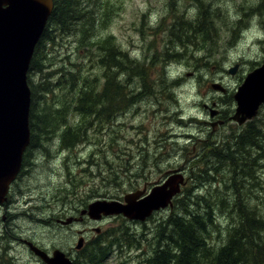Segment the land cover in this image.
I'll list each match as a JSON object with an SVG mask.
<instances>
[{"label":"rangeland","instance_id":"rangeland-1","mask_svg":"<svg viewBox=\"0 0 264 264\" xmlns=\"http://www.w3.org/2000/svg\"><path fill=\"white\" fill-rule=\"evenodd\" d=\"M202 1L211 5L212 9H220L212 30L213 36L206 43H203L201 39H195L194 44L187 46L170 43L169 30L171 23L177 22L180 15L196 18L198 8L192 1L89 0V5L81 6L82 10L78 13L81 20L74 22L71 35L60 38L59 48H62L60 51L62 56L69 55L66 61L68 68V61H70L73 64L72 70L77 72L79 79H84L90 89L100 90L106 84L108 75L111 78L115 76L113 70H116L117 78L125 82L124 70L109 68L105 65L107 64L105 60L109 58L107 48L112 46L140 63L143 69L152 75L154 87L160 79L178 80V84L174 85L176 88H173L172 84L169 85L171 97L163 94L162 88L156 87L154 90L159 91L157 93L159 99H144L131 108L125 107L121 100L117 115L108 122L109 124L107 122L105 124L102 119L100 120L103 123L98 121L91 124L94 116L83 120L75 110L70 112L68 126H82L85 134L84 141L75 146L74 151H64L59 136L63 128L59 125L56 130H53L52 135H48L49 141L41 143L43 147L34 148V152L31 151V161L34 158L43 159L38 160V163H35L36 166L29 167V170L26 162V171L12 192L15 197L22 199L20 205H17L18 201L14 203L15 209L27 214L26 219L29 224H21V227L14 224L7 227L5 220H1L0 217V230H2L0 235L9 236L12 240L14 235L21 234L41 249L47 246L52 247L57 241L54 242L51 236L52 227L55 228V225L49 227L46 222L51 220L53 212L60 214L74 210L79 213L80 209L86 208L88 203L98 199L123 201L129 193L144 190L147 192L148 189L151 191L160 179L166 177L168 170L182 171L186 167V184L182 189L185 195L191 193L194 196L203 195L209 198L210 194H214V183L202 178V172L196 173L195 176L193 170L195 163L202 161L203 152L209 150L204 146V142L212 144V140L206 134L213 131L212 127L203 124L206 120L211 121L209 111L204 108V105L212 107V103H217L222 117H225L224 113H227V119L234 114L236 108L234 94L238 87L250 72L264 64V7L260 10L257 4L259 0ZM153 16H155L154 20ZM84 25H86L85 28ZM176 27L180 28L179 24H176ZM107 41L110 42L109 45ZM174 47L175 50H173ZM172 51H179L178 59L170 58L169 54ZM55 55L56 53L52 51L49 63ZM235 66H238V70L232 75L229 71ZM51 70L48 68L46 72ZM130 71L133 72V68ZM167 72L172 77L163 75ZM65 75L68 76V74ZM29 78L34 84L51 83L46 80V73L32 74L29 71L28 80ZM215 82L226 89L225 94L211 88ZM65 94V91L60 90V97H64ZM77 97L78 93L73 94L74 102H79ZM49 104H51L50 101ZM253 121L260 123L264 132V107ZM245 126L240 127L233 122H228L225 126L218 128L214 136H211L222 139L238 135ZM229 139L225 138L224 141ZM256 142L259 141L256 140ZM262 142L264 144V140ZM250 150L251 148L248 149L249 153H251ZM257 150H253L252 158L258 159ZM198 155H200L199 158L193 163ZM239 163L241 161L235 165L232 164L237 169ZM259 165H262L260 170ZM214 167H219V174H223V180L227 185L226 191H228L224 203L211 201L213 209L219 207L213 213L214 216L219 217L221 222L225 221L221 217L225 215L226 219L229 217L227 210L235 206L238 197L243 204L244 198L251 202L249 197L252 195L256 198L257 206L264 216V158L257 161L254 166L255 179L243 177L239 168L236 170L237 173H234L235 170L231 171V166L228 168L219 163L214 164ZM233 177L237 179L236 184L245 185L241 194L234 188ZM5 209L3 205L0 206V216ZM190 211L195 214L199 212L193 207ZM64 214L60 216L57 214L56 218ZM167 215L166 211L164 216ZM158 217L163 218L161 215ZM100 222L75 223L73 231H86V229L91 231L93 228H100L103 236L97 235L94 243L89 247L98 243L104 247L113 241L121 245V249L111 247L109 256L102 264L145 263L151 251L149 240H141L136 235L137 240L140 241L138 248L122 246L125 240L123 235L129 229L130 222L122 216ZM231 223L233 220L229 219L228 226ZM87 225H90V228ZM147 225L150 229L154 227L151 221ZM225 228L226 226L222 227L223 234L212 233L209 242L216 247L222 246L228 237ZM146 231L148 229L144 230ZM87 236L95 237L96 234L91 232ZM154 236L157 240L163 239V237ZM97 239L101 242H97ZM75 243L78 245V240ZM4 248L5 246L1 245L0 252ZM20 248L28 254H24L27 257L33 256L26 246L20 244ZM18 253L20 254L19 249ZM1 258L4 259V257ZM83 259L84 257L80 256L78 263H81ZM27 264H32V261H27Z\"/></svg>","mask_w":264,"mask_h":264},{"label":"trees","instance_id":"trees-1","mask_svg":"<svg viewBox=\"0 0 264 264\" xmlns=\"http://www.w3.org/2000/svg\"><path fill=\"white\" fill-rule=\"evenodd\" d=\"M189 1L197 6V16L192 18L180 15L177 22L171 23L169 42L174 45L187 46L194 44L195 39H201L203 43L212 39V30L220 9H212L211 5L206 2L203 3L202 0ZM89 3V0L54 1L53 11L48 19L46 30L35 48L29 70L32 74L46 73V80L51 83L34 84L32 79L29 78L28 80L31 90V145L27 155L31 156V151L41 147L43 141H49L48 135H52L53 130H56L59 125L63 128L59 135L62 147L71 148L83 142L85 134L82 126H68V116L73 110L83 120L94 116L92 124L101 121L100 119L105 123L111 122L112 118L117 115L118 104L121 100L125 107L131 108L144 99H159L157 94L159 91L154 90L156 87L162 88L163 94H168V97H171L169 85L172 84V87L176 88L174 85L178 84V80L174 82L160 79L157 86L154 87L152 75L144 70L140 63L132 60L128 54L119 52L114 46L107 48L109 58L105 60L107 63L105 65L109 68L124 70L125 82L123 80L121 82V79L117 78L116 70H113L115 75L113 78L107 76L108 80L100 90L90 89L84 79H79L77 72L72 70L73 64L70 61H68V68L66 61L69 59V55H61L60 38L71 35L74 22L81 20L78 16L79 10H82L81 6L89 5ZM257 4L261 10L264 7V0L262 2L259 0ZM259 7L257 8L258 11ZM176 24H179L180 28H177ZM107 44L109 45L110 42L107 41ZM52 51L56 55L49 63ZM179 55V51H172L169 54L172 59H178ZM101 64L103 63L101 62ZM48 68L52 70L46 72ZM131 68H133V72L130 71ZM163 75L172 77L166 73ZM60 90L66 92L64 97L59 96ZM75 93H78L79 102L73 100ZM224 114L226 115L223 118L229 122L227 113ZM225 138L230 139L224 141ZM225 138H213L214 140L211 139L212 144L206 143L204 146L208 147V152L202 145L203 151L205 150L202 151L204 153L202 161L195 163L193 168L195 176L196 173L202 172V178L214 183V194H210L209 198L203 195L194 196L191 193L187 195L182 193L181 196H177L173 202V207L167 211L168 215L164 216L165 213L163 212L160 214L163 218L153 221L154 227L151 228L153 235L163 237V239L160 241V238L157 240L155 237V243L149 240L151 251L144 264H264V216L257 206L256 198L253 195L250 196L251 202L244 198L245 202L242 204L241 198L238 197L235 206L233 205L234 207L232 206L227 210L229 217L227 219L226 215L221 217L222 220H225L224 223L219 217L213 215L219 207L213 209L211 202L224 203L228 194L223 174H219V167H214V164L220 163L228 168L231 166V171L235 170L234 173H237L236 170L239 168L243 177L255 179L254 166L257 161L259 162L261 158H264V144L262 142L264 132L260 123L251 121L238 135ZM256 140L259 142L257 143ZM220 144L223 145L220 146ZM249 148H251V153L248 152ZM256 149H258L257 160L252 158L253 150ZM199 156H196L193 163ZM28 158L29 156L25 161L27 163L29 162ZM239 161L241 163H239L238 168H234L235 163ZM261 167L262 165H259L258 169L260 170ZM232 182L234 188L241 194L245 185L236 184L237 179L235 177L232 178ZM191 207L197 212L199 210L198 214L191 212ZM229 219L233 220V223L228 226ZM223 226H226L225 232L228 237L222 246L216 247L209 242L210 235L212 233L223 234ZM125 235L129 239L127 241L129 245L134 248L140 246V241L131 231L130 233L126 232ZM101 245H92L81 263H78L77 260L75 264H102L110 254V246L102 247ZM131 246L128 247L132 248Z\"/></svg>","mask_w":264,"mask_h":264},{"label":"water","instance_id":"water-1","mask_svg":"<svg viewBox=\"0 0 264 264\" xmlns=\"http://www.w3.org/2000/svg\"><path fill=\"white\" fill-rule=\"evenodd\" d=\"M53 8L54 0H0V205L7 200L30 144L31 90L27 77ZM237 70L235 66L230 74H236ZM211 88L226 93L219 83L212 84ZM234 101L236 108L231 120L239 126L257 118L264 105V64L246 76L234 94ZM218 113L212 109L211 117ZM168 173L166 181L147 195L144 190L127 194L124 202L97 200L82 214L94 220L102 216H123L130 221H145L153 213L172 207L173 199L181 192L184 175L180 170ZM34 251L42 253L36 248ZM54 255L49 264H73L61 251Z\"/></svg>","mask_w":264,"mask_h":264},{"label":"flooded vegetation","instance_id":"flooded-vegetation-1","mask_svg":"<svg viewBox=\"0 0 264 264\" xmlns=\"http://www.w3.org/2000/svg\"><path fill=\"white\" fill-rule=\"evenodd\" d=\"M213 105H216V107H214ZM218 107H219V105L217 103H212V107H209L208 105H204V108L207 111H209L210 118H211V110L212 109L218 110ZM218 111H219L218 117H216L215 119L211 118V121H209V122H207V120L205 121L206 125H208V126L210 125V127H212L213 133H215L218 128L223 127L228 123L226 121V122H224L223 125H220V126L216 125L217 122L224 121L223 117H222V112L220 110H218ZM27 156H29L28 160H30V158H31L30 155H26L24 157L25 161H26ZM25 165H26V162L22 166L21 172L18 175L15 183L11 186V189H10V192L8 195L7 204L4 205V207L6 209L3 211V213L0 216L1 220L2 219L5 220L4 223L6 224L7 227H11L14 224L19 225L20 227H21V224H29V222L27 221L28 219H26L27 214L21 213L20 211L15 209L14 203L18 201L17 205H20L22 199L19 197H15L14 193H12L14 190V186L19 182V180L22 179V177L26 171ZM170 168H173V167H170ZM27 169L29 170L28 167H27ZM185 170H186V167L182 169V172H184V175L186 176ZM167 175L169 176L168 173H167ZM166 179H167V176L165 178L160 179L156 185L162 184ZM149 191H150V189H148L147 192H149ZM87 207L80 209L79 213L75 212L74 210L72 211L73 213L71 212L72 214H70V212L67 214L65 213L63 215L64 217L61 216L60 218H56V215L57 214L59 215V213L55 214L53 212L52 217H51V221L47 222L48 225H55V228L52 227L51 236H53L54 242L56 240L57 241L53 244L52 247L47 246L46 248L41 249L40 246H36L32 242H29L27 240V238H24L21 234L14 235L12 240L10 239L9 236L0 235V242H2V243H0V249H1V245L5 246L4 250H2L0 252V263L3 264L2 262H6V263H10V264H15L14 262H16L18 264H27V261H32V264H48L40 255H37V253L34 251L35 248L37 250L45 253L50 259L54 258V256H55L54 253L56 251H62L67 258H69L71 261H73L74 264L76 263L77 260H79L80 256L86 257V255L88 254V251L90 250L89 245L94 243V240L96 239L97 235L103 236V234L101 233V229L98 227L91 229V231H89L88 229H86V231H77V230L73 231V226L75 225V223L87 224V223L92 221L88 217V215H86V214L82 215V211L87 209ZM163 212L165 213V211L155 213L156 214L155 216L153 215L152 218H150L149 220H147L144 223L130 222L131 224L129 226V229H127V226H126V229L131 231V232L133 231L134 234L137 235L139 239L151 240L152 243H154V237L155 236L153 235V231H152V229H150V226L147 225V223L149 221L153 222L154 220L159 219L160 217H158V216L160 214H162ZM112 218H115V217H112ZM112 218H103L101 221L106 220V219H112ZM69 220H71V222L66 224ZM98 222H100V221H98ZM41 223H43V222H41ZM100 223H102V222H100ZM87 226H88V228H90V225H87ZM46 227H48V226H46ZM49 227H51V226H49ZM132 227H134V230H132ZM145 229H148V231L144 232ZM27 230H28V228H27ZM91 232L96 234V236L95 237L94 236L88 237L87 234H89ZM1 233H2V230H0V234ZM125 234L123 235V237H125V239H126L127 237ZM103 239H104V241L106 240L105 236L103 237ZM77 240H78V242L80 240V242H81L80 246L79 245L77 246V244L75 243ZM96 241L101 242V241H99V239H97ZM18 242L21 245L26 246L28 249V252L31 255L33 254V256L27 257L26 255H28V254L25 253L20 248V244ZM30 243H32V244H30ZM7 246H9V249H6ZM106 246H110V250H111V247L121 249V245L117 244V243L116 244L110 243L109 245H106ZM116 246H119V247H116ZM18 249H19L20 254L18 253ZM24 254H26V255H24ZM2 256L4 257L3 260H1Z\"/></svg>","mask_w":264,"mask_h":264},{"label":"bare ground","instance_id":"bare-ground-1","mask_svg":"<svg viewBox=\"0 0 264 264\" xmlns=\"http://www.w3.org/2000/svg\"><path fill=\"white\" fill-rule=\"evenodd\" d=\"M237 25H238V24H237ZM45 30H46V27H45ZM45 30H44V32H45ZM43 34H44V33H43ZM43 34H42V36H43ZM42 36H41V38H42ZM41 38H40V40H41ZM40 40H39V41H40ZM38 43H39V42H38ZM131 59H132V58H131ZM132 60H134V59H132ZM134 61H135V60H134ZM146 67H147V66H146ZM166 71H167V70H166ZM229 72H230V71H229ZM167 74H168V72H167ZM166 76H167V75H166ZM170 80H171V79H170ZM174 82H176V80H174ZM215 83H216V82H215ZM151 102H152V101H151ZM216 102H218V101H216ZM222 102H223V101H222ZM160 104H161V103H160ZM161 105H162V104H161ZM213 106L216 107V105H213ZM131 107H133V106H131ZM161 107H162V106H161ZM107 110H108V109H107ZM214 110H217V109H214ZM217 111H218V110H217ZM124 112H125V111H124ZM218 112H219V111H218ZM118 115H119V114H118ZM218 115H219V113H218ZM218 115H217L216 117H218ZM225 115H226V114H225ZM107 117H108V116H107ZM119 117H120V115H119ZM216 117H214L213 119H215ZM117 118H118V117H117ZM211 118H212V117H211ZM223 120H224V121H220V122H223L222 124H220L219 122H217L216 125H217V126L223 125L224 122H226V119L223 118ZM229 122H233V123L237 124L235 121L231 120V118H229ZM249 122H251V121L246 122L244 125H242V126H240V127L245 126V125H246L247 123H249ZM95 123H97V122H95ZM104 123H105V122H104ZM107 123H108V122H107ZM91 124H92V123H91ZM93 124H94V123H93ZM105 124H106V123H105ZM108 124H109V123H108ZM203 124H205V122H204ZM227 124H228V123H227ZM237 125H238V124H237ZM238 126H239V125H238ZM96 127H97V126H96ZM130 127H131V126H130ZM92 128H93V127H92ZM92 128H91V129H92ZM103 128H104V127H103ZM100 129H101V128H100ZM100 129H99V130H100ZM89 130H90V129H89ZM94 130H95V129H94ZM99 130H97V132H98ZM110 130H111V129H110ZM110 130H109V131H110ZM95 132H96V131H95ZM104 132H105V130H104ZM111 133H112V132H111ZM103 134H104V133H103ZM103 134H102V135H103ZM108 134H109V133H108ZM206 134L209 135V138H210V139H213V138L211 137V135L216 134V133H213V132L211 131V132H207ZM107 136H109V135H107ZM110 137H111V136H110ZM110 137H108V138H110ZM168 137H169V136H168ZM89 138H90V137H89ZM112 138H114V137H112ZM112 138H111V139H112ZM93 139H94V138H93ZM111 139H110V140H111ZM171 139H172V138H171ZM108 141H109V140H108ZM93 142H94V141H93ZM93 142H92V143H93ZM80 143H82V142H80ZM80 143H79V144H80ZM108 143H110V142H108ZM206 143H208V142H204V145H205ZM79 144H78V145H79ZM112 144H113V143H112ZM30 145H31V130H30V144H29V146L26 148V150H25V152H24V154H23L22 164H21V168H20L19 174H20V172H21L22 166L25 164V163H24V162H25V158H24V157L27 155V152H28V150L30 149ZM110 145H111V144H110ZM41 146H42V145H41ZM76 146H77V145H76ZM89 146H90V145H89ZM42 147H43V146H42ZM61 147H62V146H61ZM74 147H75V146H74ZM74 147H71V148H69V147H62V148H64V151L72 152V151H74V149H73ZM163 147H164V146H163ZM90 148H91V147H90ZM251 148H252V147H251ZM58 150H59V149H58ZM144 150H145V149H144ZM162 150H163V149H162ZM69 152H68V153H69ZM57 153H58V152H57ZM71 154H72V153H71ZM59 157H60V156H59ZM51 158H52V157H50V159H51ZM61 158H62V157H61ZM64 158H65V157H64ZM42 159H43V158H37V159L34 158V160L31 161V158H30L27 167H28V168H29V167L31 168L32 166L35 165V163H38V160H42ZM44 159H47V158H44ZM68 159H69V158H68ZM70 159H71V158H70ZM48 160H49V159H48ZM43 161H44V160H43ZM64 161H66V160H64ZM70 161H71V160H70ZM43 163H44V162H43ZM62 163L64 164V162H62ZM35 166H36V165H35ZM175 168H176V167H175ZM190 168H191V166H190ZM33 170H34V169H33ZM36 170H37V169H36ZM179 170H180V169H179ZM70 172H71V171H70ZM19 174H18V175H19ZM18 175H17V177H18ZM71 175H72V174H71ZM73 176H74V175H73ZM76 176H77V175H76ZM17 177H16V179H17ZM142 180H143V179H142ZM15 181H16V180H15ZM139 182H140V181H139ZM66 188H67V186H66ZM64 192H65V191H64ZM180 196H181V195H180ZM56 198H57V196H56ZM123 199H124V198H123ZM42 200H43V199H42ZM98 200H100V199H98ZM36 201H37V200H36ZM95 201H97V200H95ZM95 201H93V202H95ZM88 202H89V201H88ZM88 202H86V204H87ZM93 202H91V203H93ZM45 203H46V202H45ZM77 203H78V202H77ZM91 203H88L87 206H89V204H91ZM80 205H81V204H80ZM76 207H77V206H76ZM76 207H75V208H76ZM77 208H78V207H77ZM87 208H88V207H87ZM71 209H72V208H71ZM68 211H69V210H68ZM68 211L61 212V213L59 214V216L62 215V214H64V213L67 214ZM70 212H71V211H70ZM68 213H69V212H68ZM72 213H73V212H72ZM72 213H71V214H72ZM37 215H38V214H37ZM73 215H74V214H73ZM82 215H85V214H82ZM86 215H88V214H86ZM74 216H75V215H74ZM63 217H64V216H63ZM63 217H62V218H63ZM88 217H89V216H88ZM112 217H118V216H112ZM112 217L102 216L101 219H99V220H94V219H91L90 217H89V218H90L92 221H101L103 218H112ZM35 218H36V217H35ZM40 218H41V217H37L36 219H40ZM62 218H61V219H62ZM123 218H124V217H123ZM203 220H204V219H203ZM43 221H46V220L43 219ZM43 221H42V222H43ZM49 221H51V220L49 219ZM47 222H48V221H47ZM47 222H46V224H47ZM53 222H54V221H53ZM57 224H58V223H57ZM66 224H67V223H66ZM42 225H43V224H42ZM47 225H48V224H47ZM58 225H59V224H58ZM58 225H57V226H58ZM48 226H53V225H48ZM35 227H36V226H35ZM60 227H61V226H60ZM51 231H52V230H51ZM132 232H133V231H132ZM133 233H134V232H133ZM38 239H39V238H38ZM40 241H43V240H40ZM30 244H32V243H30ZM80 244H81V242H80V240H79L78 245L80 246ZM78 245H77V246H78ZM7 247H8V248H7ZM7 247H6V249H9V246H7ZM109 249H110V248H109ZM41 252H42V251H41ZM61 252H62V251H61ZM37 255H40V256H41V257H42V258H43L48 264H49L50 261H52V260L54 259V258H53V259H50V258H49L45 253H43V252H42V253H38ZM2 257H3V256H2ZM54 257H55V256H54ZM1 260H2V258H1ZM14 263H15V264H18V263H16V262H14Z\"/></svg>","mask_w":264,"mask_h":264},{"label":"clouds","instance_id":"clouds-1","mask_svg":"<svg viewBox=\"0 0 264 264\" xmlns=\"http://www.w3.org/2000/svg\"><path fill=\"white\" fill-rule=\"evenodd\" d=\"M152 19L154 20L155 19V16H153Z\"/></svg>","mask_w":264,"mask_h":264}]
</instances>
